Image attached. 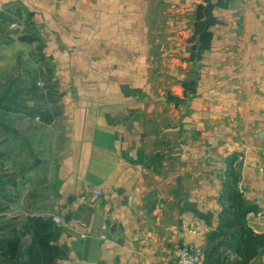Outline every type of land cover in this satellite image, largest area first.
Masks as SVG:
<instances>
[{"label": "crops", "instance_id": "1", "mask_svg": "<svg viewBox=\"0 0 264 264\" xmlns=\"http://www.w3.org/2000/svg\"><path fill=\"white\" fill-rule=\"evenodd\" d=\"M2 67L0 264H264V0H0Z\"/></svg>", "mask_w": 264, "mask_h": 264}, {"label": "rangeland", "instance_id": "2", "mask_svg": "<svg viewBox=\"0 0 264 264\" xmlns=\"http://www.w3.org/2000/svg\"><path fill=\"white\" fill-rule=\"evenodd\" d=\"M24 22L26 23V21H22V22L21 21L19 22V20L12 21V30L11 31H13L15 33V36L17 37V39L19 41H21L20 38L25 33V31H24L25 30ZM24 44H23V49L21 51V54L22 55L25 54L28 57V61L26 59L27 66L28 65L30 66V69H29L30 73H29V75H28V77L26 79L27 80V85H28V87H30V85L33 84L36 87L40 88V90L44 89V90H46L48 92V87H51V85L55 86V84H57V81H56L57 78L51 76V73H50V70H51L50 69V67H51L50 66V62L48 60H46V59H42V60L40 59V54H42L41 50L43 51L45 49V46L43 44L42 45L43 47H42L41 44H39V42H38L37 44L40 45V47L42 48L40 50V48H38V47L31 49L32 48V44H28V45H26L27 43H24ZM28 47H31V48L28 49ZM162 47H163V45L161 43L160 44V48H162ZM25 50H27V53H26ZM174 52L177 53V55L180 54V52L178 50H176ZM13 54H16V52L13 51ZM26 61L23 64H26ZM36 63H38V64H36ZM12 64H13V62H12ZM17 64H18V62H17ZM19 67L20 66L16 67V69L19 68ZM161 67L162 66L160 65L159 70H162ZM36 68H39L40 71H41V68H43L44 72L41 71L43 73V76H40V74L36 73V70H37ZM0 69L6 70V74H8L10 72L12 73V72H14V64L12 65V69L13 70L11 69L10 72H9L8 67H4V68L2 67ZM17 71H19V69H17ZM47 92H42V95L43 96H47ZM14 99H19V98L15 97ZM0 113H2V109L0 110ZM5 180H6L5 181L6 184L7 183L10 184V182L7 179H5Z\"/></svg>", "mask_w": 264, "mask_h": 264}, {"label": "built area", "instance_id": "3", "mask_svg": "<svg viewBox=\"0 0 264 264\" xmlns=\"http://www.w3.org/2000/svg\"><path fill=\"white\" fill-rule=\"evenodd\" d=\"M12 28V25H11ZM263 162H264V156H263ZM83 196H101L102 192L92 186L87 185L83 188ZM36 216H40V214H36ZM50 220L54 223L59 222V218L56 216L50 217ZM173 256L175 259L176 264H200L202 261L203 256V250L201 246H198L194 243H186L183 245L176 246L173 250Z\"/></svg>", "mask_w": 264, "mask_h": 264}, {"label": "trees", "instance_id": "4", "mask_svg": "<svg viewBox=\"0 0 264 264\" xmlns=\"http://www.w3.org/2000/svg\"><path fill=\"white\" fill-rule=\"evenodd\" d=\"M205 17H207V16H205ZM209 20H210V16H208V17L206 18V20L203 22V23H204V24H203V28H202V29H200V28L198 29L200 35H204V37L208 36V33H207L206 31H207V27H208V25H209V22H208ZM20 40H21V41H29L27 36H24V38H20ZM193 55H194V54H193ZM40 76H43V75H40ZM49 88H50V87H48V90H49ZM168 98L170 99V98H172V97L169 96ZM172 100L175 101V98H172Z\"/></svg>", "mask_w": 264, "mask_h": 264}]
</instances>
